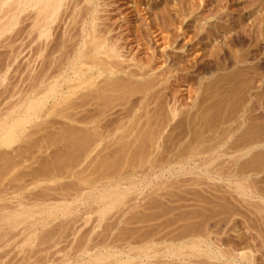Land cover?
<instances>
[{"label": "rangeland", "instance_id": "rangeland-1", "mask_svg": "<svg viewBox=\"0 0 264 264\" xmlns=\"http://www.w3.org/2000/svg\"><path fill=\"white\" fill-rule=\"evenodd\" d=\"M98 9L99 10L95 12L96 15L99 16L97 17V23H99L101 27L112 29L111 34L116 36L117 43L120 46L122 53L121 66L126 69V71L146 73V75L142 77H130L132 79H127L125 74L119 73V78L141 82L146 81L150 83V80H154V82H156V80L158 81L159 79L160 84L157 89H160V91L158 90L159 94L156 95L158 97H156V99L153 97V95L151 97V100L153 101L151 105L153 108L156 107L155 109L157 111L152 110L153 114H151L152 112L150 111V114L152 115L150 121L154 120L155 118V120H161L160 118L165 119L167 117V110L170 107L169 105H174L182 111L181 114L176 117V120L181 117L184 118L185 113L183 111H188L192 107L191 105L194 103L196 106L198 105L197 108L201 107V111L204 110L203 108L208 106L203 111L205 112L204 117L201 115L200 118H197L192 123H190L191 125L188 124L190 121L186 115L185 117L188 120L186 118L184 119L185 121L182 120V123H179L180 126L177 124L175 125L176 127H172V123L176 120L171 121L164 130L165 135H163L161 138V147L156 153L149 156L150 160L154 159L155 162L157 161L156 164H160L164 160L169 159V156L171 158H175L176 155L180 154L178 152L184 151L182 150L183 148L189 147V145L187 146L189 140H193L191 141L192 143L189 144H195L194 141H197L198 139V143L196 145L199 144V147H197L200 150L202 148L205 149L204 147L206 145L210 146L220 139L221 141L229 139V141L227 144H225V146L218 148V152L213 154L214 156L219 155V157L215 161L216 163L214 162L213 165L209 167L210 169L191 168V166L186 165L187 169L185 168L181 170L176 164L162 168L146 169L148 167L146 165V168L143 169L138 168L137 170H132L130 168H125L124 170L123 168V170H108L107 173V170L106 172L104 170V172H101V170H96L94 168V164H96L97 160L99 159L98 157L101 156L100 158H102L106 156L108 151L109 154L111 153L110 150L113 152L114 149L120 148L119 145L122 144L118 145L119 141H115L114 136V138L111 136V139L107 138L102 141L105 143L103 144L101 142L98 146L99 148L97 147L96 149L97 151L102 149L104 145L105 147L107 145L109 147H106V149L104 148L100 155H98L99 152H97L98 154H95L94 156H87L83 153L80 154L81 151L83 152L81 148L80 152H78L79 150L77 148V153L73 151L75 150V148H73L75 144L72 143H77V141L74 139L76 141L75 142L71 138L73 141L71 143L73 145V149H71L72 152L75 153L74 158L77 157L75 160H73L72 158L70 159V156H68V153H70L69 151L71 150V145L70 147H68V145L71 141H66V136H61V133L63 132V135H67L66 127H69L70 129V127L73 128L72 126H74L73 131H75V133H79V130H81L82 127L83 129L87 128L88 124L83 122L81 123L78 120L72 121L66 118L63 119V117L58 115H52L53 117H51V115L44 117L41 113L39 117H33L32 120L26 124L27 127L25 126L23 131L18 134V140L16 139L17 142H14L11 147H0V168L3 165V162L5 163V160L7 161L8 158L9 161L6 162L7 164L5 163L6 165L4 164L6 167L9 165L8 162H13L10 164L11 168L8 167L9 172L2 173V177L0 176V190H4V188H6L5 191L0 193V204H3L5 208L7 207L8 211H11V209L18 207V203L21 202V199L23 203L22 206L24 208H31L32 210L29 213L33 214V210H38V208H40L42 205L45 206L56 203H67L70 211L67 214H63L61 211H59L60 213L58 212L59 214L57 213L56 215L53 213L49 214L47 211L40 213L36 212L34 213V217L32 219V221L34 220L35 222H32L34 224H30L32 230L27 225L28 232L26 230L27 228L23 224L24 226L20 225L17 229L8 231L11 233H9L10 239H7L9 238L7 235V243L5 238V242L4 240H1L0 243V254L2 255V257L0 255V264H27L28 262V264H91L90 259L96 258L97 256L106 255L108 252L113 253L114 255L108 258L109 262L107 260L103 264H109L110 262L112 263V261L114 262L123 259L126 260L129 258L130 262L128 261L123 264H142L139 260L141 258L143 259L145 257V253L150 252L151 250H153V253L155 251V256L150 259H143L145 262H143V264H166L167 262H169V264H178L179 262V264H182L181 262L183 260L173 256L170 252L173 251V249H178V247L181 246L186 240L187 241L185 243L198 239L199 236L189 239H185V237H183V234L185 236V233L188 234L189 231H192L193 229H196L197 231H204L207 229L206 231H208L209 234L208 232H205L207 234H203V236H200L199 239L206 240L207 244L210 243L209 246L212 247L211 249L215 252L217 251L218 247L228 251L229 249L230 251L232 249L231 252L237 255V264H264V198H262L264 195L245 197L236 191L238 190L237 187L239 183L246 186V183L252 182L253 185L251 186L253 188L255 182L256 188L254 187L253 190L255 189L254 191L260 192L261 189L262 191L260 193L263 194L264 192V160H262L264 158V0H103L99 2ZM19 22H21V19L17 21L18 24H16L12 30L4 32L0 39V100H2L0 101V110L2 109V112H6L7 107L11 105L10 107L12 109L13 107L17 109L16 114L21 113L26 106V103L22 101L23 93L21 94L22 98H20V93L23 92L22 89L24 87L20 82L22 81L21 76L23 75V70L25 67L24 62L27 61L26 58H29L28 54L30 55L29 52L31 50V48L23 49V37L20 35L17 37L19 34L17 29L19 30L22 26V23ZM18 25L21 26L18 27ZM62 26H64V23L61 25V27ZM159 31L160 33L158 34ZM13 33H15V36ZM11 38H14L13 40H15V42ZM4 39H6V42ZM19 43L21 44L19 45ZM5 51H7L6 54ZM216 52L219 53V56L215 55ZM151 54L155 55V61L148 63L147 60ZM13 55L16 56L14 57ZM246 66L248 67L246 68ZM151 68L152 70H149ZM177 68H188L187 70L189 73L187 71L183 72L188 73V76H186L187 73H185L186 75L184 74V77H186L184 80L176 79L175 76H171L173 75L174 71L176 72L178 70ZM221 75L222 77H220ZM166 76L169 77V82L165 81ZM100 78L103 79V76ZM102 79L100 81H102ZM214 82L216 84H214ZM204 83H206L205 87ZM4 86L6 87L3 88ZM200 86L202 87L200 88ZM2 91H4V93ZM208 92L211 93L212 96L211 94H208ZM137 94L139 95L140 93H136L137 98H139L141 95L138 96ZM2 97L4 98L2 99ZM114 97L115 98L112 97L110 99L111 102H108V100H97V98L94 99V102H96V100L98 103L99 101H105V104L100 102L98 105L97 102L93 103L91 101L90 104L83 107H87L85 110H83V108H79L74 111H79L76 118L81 117L82 113L88 114V111L95 113V107L97 106L98 109L96 113H98V110L101 111L99 107H103L101 106L102 104L107 105L104 106V109L107 107L109 110L108 111L106 109V114L108 113V116L101 120L100 126L101 128H104L105 123L103 125V121L108 120V118H113V120L115 118L114 122H112L113 120L109 123L105 121L106 124H108L107 128L114 131L117 125V117V120L119 121V118L124 115L125 110L131 105H128L130 101L132 102L135 100L134 95L130 96L129 94H126V97L131 98V100L127 102V104L125 103L126 105H124V103L121 105L120 99L123 97L121 96L119 100L118 95ZM16 98L17 101L19 100L20 102L18 101L16 104H14L16 102ZM122 100H124V98ZM154 100L160 104L155 103ZM52 102L53 101H50L48 103V107H50V104L52 105ZM107 102L111 106L117 105L115 107L113 106L114 108H111V106L108 108L109 105ZM63 104L64 103H62V105ZM62 105H57V109L62 108ZM88 106L90 108H88ZM124 106H127V108L125 107V110ZM10 107L9 110H11ZM91 107L95 108L94 111ZM197 108L195 107L194 109H191V112L192 110H197ZM121 109L124 110V112ZM91 112H89V114H91ZM16 114L14 116H16ZM54 117L56 120L61 119V121H57L58 123H55V121H53V119H55ZM46 119L49 122H46ZM11 120L12 118L10 117V121ZM41 120L44 121L45 124L41 122ZM51 120L54 122V124ZM66 121H68L70 125H73L70 126ZM141 121L144 122V119ZM38 122L42 123L43 126ZM63 122H65L66 125H64L65 123ZM192 124L194 125L195 129H193ZM38 126L40 129L37 128ZM64 126L66 128L65 130L63 128ZM34 128H36V130ZM124 130H127V127L123 130H120V132ZM196 130H198L197 132L199 133H197V139L193 137V134L196 132ZM234 130L235 133H233ZM48 133L51 135H48ZM58 136L60 138L62 137L63 139H60L59 141ZM21 137L24 140L27 139V142L22 140ZM30 138L32 139L30 140ZM254 138H259L261 142L260 146L254 148L250 153L245 154V156H241L240 154L242 153L237 152L234 146L239 142L241 145L244 142H252L251 140ZM110 140L112 141L110 142ZM46 141L48 143H46ZM232 142H234V146ZM44 144L46 145L44 146ZM227 147H229V149ZM96 150L92 154L96 153ZM223 151L225 153L227 151L228 154H224ZM55 152H58V154L63 153V156L60 155L62 157L60 160H64V164L58 162L59 158L56 156L59 155H57ZM72 152L71 157L73 156ZM103 153H105V155H103ZM258 154L260 156H258ZM152 156L157 157L153 158ZM159 157L163 161L160 162ZM80 158L82 159L79 160ZM207 159L209 160L208 155L203 156V158H200V160L197 162L200 164L204 161H207ZM52 160L64 165H58L59 167L61 166L63 168L62 171L59 170L61 167L59 169L58 167L55 168L58 169V171L53 168L57 165L55 164L54 166L55 162L53 163ZM71 160L73 161L71 162ZM51 161L53 163L52 165ZM89 161L91 164H89ZM75 162L78 164L75 165ZM240 162L242 164H240ZM240 165H245L244 167L246 168H244V172L243 170L237 169V167ZM5 166L3 167L5 168ZM49 168L51 170L50 172L47 170ZM3 170H6V168ZM239 171H242L243 173ZM58 174L60 176H58ZM107 174H110V176L106 177ZM230 174L232 175L231 177H229ZM240 175L241 177L248 175V180L246 176H244L246 180L242 179L244 177L240 178ZM253 177L256 181L253 180ZM86 180H88V183ZM95 180L96 182L93 183ZM82 181H85V183ZM241 181L244 182L242 183ZM114 186H117L118 189L121 187L120 191L124 192L125 197L115 200V203L109 207L107 213L103 216L97 209L99 205L100 208L105 205L102 203H95L93 199L101 192L110 190L111 187L113 188ZM223 187L225 188L222 189ZM52 188L55 189V191ZM67 189H70L69 192H64L65 190L68 191ZM80 189L81 192L78 191ZM258 189L259 191H257ZM57 191L59 193H57ZM5 192L6 195L1 197L2 193ZM82 192H90L91 194L89 195L90 201L87 203L88 205L84 204L83 196L81 198H75L76 195L81 194ZM37 193H39V196ZM30 196L31 198H29ZM216 196L217 199H215ZM235 197L237 199H235ZM32 198L33 201H31ZM218 198H221L222 200H219ZM245 199L250 200L249 202L253 203L254 205H251V203L247 204ZM252 200L256 202H253ZM25 201L27 204H25ZM226 201L230 204H227ZM39 202L40 205H38ZM0 208H2V205ZM83 213L87 214L84 215ZM36 224L38 226H36ZM32 225H35L37 227L35 229L38 230H35ZM182 230H186V232ZM24 231L27 232L24 233ZM203 231L201 233H204ZM11 235L13 238H11ZM84 235L88 236L84 237ZM93 235L95 239H93ZM208 235L209 237H207ZM151 236L153 237V240ZM81 237L84 238L81 239ZM83 242L85 244H82ZM118 243L120 244L118 245ZM168 244L169 246H167ZM81 245L84 246L83 250L81 249ZM77 248L78 250H76ZM157 248H159V250ZM89 251L92 252L90 253ZM4 252L7 254L5 253V255ZM19 252L22 253V255ZM139 252L140 257H137ZM246 252H250L249 254L251 256L249 254L247 255ZM240 253H246L248 257L243 259L240 257ZM66 257L68 259H65ZM39 258L41 260H39ZM201 258L203 260H207L205 256H202ZM187 263V261L183 262V264ZM188 264H194V262H189ZM225 264L228 263L225 262Z\"/></svg>", "mask_w": 264, "mask_h": 264}, {"label": "bare ground", "instance_id": "bare-ground-1", "mask_svg": "<svg viewBox=\"0 0 264 264\" xmlns=\"http://www.w3.org/2000/svg\"><path fill=\"white\" fill-rule=\"evenodd\" d=\"M103 1V0H0V39L3 35L4 32L12 30L17 23V21L19 19H21L22 26L20 29L17 31H19V34L17 37L22 36L23 37V49H27V48H31L30 50V55L28 54L29 58H26L27 61L24 62L25 63V67L23 70V75L21 76L22 81L20 83H22L23 87V92L20 93V95L23 93V102L26 103V106L24 108V110L19 113H17V109H15V107H13V109L11 108V110H9V107H7V111L2 112L3 110H0V147L3 146H9L11 147V145L14 142H17V136L20 132L23 131V129L25 128L26 124L29 123L33 117H39L42 113V116L46 117V116H50L53 117L52 115H58L61 116L66 119H70L72 121L78 120L79 122H83L85 124H88L87 128L83 129V127L81 128V130H79V133H75V131H73L74 126L70 125L68 123V121H66L70 126H72L73 128L70 127H63L64 130H67V135H63V132L61 133V136H66L65 140L68 141L70 140V144L68 145V147H70V149L72 148V144H75L73 146V148H75V151L77 153L80 152V150L82 149L83 152L81 151V153H83L84 155L90 156V155H95L98 154L97 152H99L98 155H100V153H102V151L104 150V148L106 149V147H109L108 145L105 147H102V149H99L98 151L96 150L97 147L100 145V143L102 141H104L105 139H109L111 136L115 137V141L118 140V145L120 148L119 149H114L113 152L112 150H110L111 153L106 154V156L100 158L97 160L96 164H94V168L96 170H101V172L104 170L108 173V170H125V168H130L132 170H137L138 168H146L145 166L147 165L148 167L146 169H155V168H162L165 166H172L173 164H176L179 166V169L183 170L186 168V165L191 166V168H199V169H210L209 167L211 165H213V163L218 159L219 155L214 156L213 154L218 152L217 149L225 146V144L228 143V140L225 141H221V139L217 142H215L214 144L210 145V146H205V149H199V144L196 145L198 142V130H196V134L193 131V137L197 139V141H194L195 144H189L192 143L191 141L193 140H189V142L187 143V146L189 145V147L183 148L181 152H178L180 154L176 155L175 158H171L169 156V159L166 160H161L160 158V162L163 161L160 164H156L155 160L149 158V156H151L152 154L156 153L159 148L161 147V138L163 137L164 134V130L165 128L170 124L171 121H175L176 117L179 116L181 114V110L174 106V105H169L170 107L167 110V114H166V118L161 120H152L150 121V118L152 117L151 114H153L152 110H156L155 108L152 107V95L153 97H158L156 96L157 94H159L158 92L160 91V89H157V87L159 86V79L158 81L156 80V82H154V80H150V82H146V81H135V80H126L125 78H119V73H123L127 76V79H132L130 77H137V76H145L146 73H136V72H132V71H126V69H124L121 66V58H122V53H121V49L120 46L117 43V39L116 36L111 34L112 29L110 28H104L101 27L99 25V23H97V16L96 15V11H98V5L99 2ZM105 1V0H104ZM165 13V12H164ZM161 18V17H160ZM167 18V17H166ZM99 19V18H98ZM163 19V18H162ZM176 19V17H175ZM62 22V23H61ZM64 26L61 27V25ZM16 27V28H18ZM147 32V31H146ZM145 32V33H146ZM160 33V31L158 32V34ZM15 36V33H13ZM157 34V35H158ZM9 35V34H8ZM7 35V36H8ZM11 35V33H10ZM146 35V34H144ZM162 35V34H161ZM6 36V37H7ZM4 37V36H3ZM12 37V36H10ZM7 39V38H6ZM6 39L5 42H6ZM12 40L14 38H11ZM18 39V38H16ZM21 40V39H20ZM2 41V40H1ZM15 42V40H13ZM19 41V40H18ZM9 42V40H8ZM11 42V41H10ZM17 42V41H16ZM16 44V43H15ZM14 44V46L16 47V45ZM21 43H19L20 45ZM6 45V44H5ZM8 46V45H7ZM6 46V47H7ZM12 47V46H11ZM18 47V46H17ZM8 48V47H7ZM10 49V48H9ZM16 49V48H14ZM19 50V49H18ZM22 50V49H21ZM219 50V49H218ZM217 50V51H218ZM4 51V50H3ZM15 51V50H14ZM17 51V50H16ZM29 51V50H28ZM222 51V49H221ZM2 52V51H1ZM7 51H5L6 54ZM19 52V51H18ZM22 52V51H21ZM15 53V52H13ZM24 53V52H23ZM26 53V52H25ZM214 53V52H213ZM10 54V53H9ZM19 54V53H18ZM26 54V55H27ZM45 54V55H44ZM3 55V54H2ZM44 55V56H43ZM215 55L219 56V53L216 52ZM8 56V55H7ZM14 56V55H13ZM12 56V57H13ZM16 56V55H15ZM14 56V57H15ZM27 56V57H28ZM221 56V55H220ZM6 57V56H5ZM149 59L147 60L148 63L155 61V55L151 54L148 57ZM217 59V57H216ZM5 60V58H4ZM240 60V59H239ZM11 61V60H9ZM24 61V60H23ZM8 64V63H7ZM11 64V63H10ZM5 65V64H4ZM9 65V64H8ZM24 65V64H23ZM188 65V64H187ZM1 66V65H0ZM3 67V66H2ZM1 67V68H2ZM178 67V66H177ZM180 67V66H179ZM239 67V66H238ZM245 67V66H244ZM248 66H246L247 68ZM39 68V69H38ZM242 68V67H241ZM251 68V67H250ZM3 69V68H2ZM1 69V70H2ZM154 69V68H153ZM178 69V68H177ZM175 69V70H177ZM188 69V68H187ZM186 68H180L178 69L176 72H173V75L171 76H175L176 79H182L184 80V74L188 72ZM149 70H152L149 69ZM246 70V69H245ZM184 71H187L185 73H183ZM193 71V70H192ZM191 71V72H192ZM244 71V70H243ZM250 71V70H249ZM171 73V72H170ZM189 73V72H188ZM188 73L186 76H188ZM103 76V79L100 78ZM217 76V75H216ZM8 77V76H7ZM219 77V75H218ZM222 77V75L220 76ZM100 78V79H98ZM119 78V79H117ZM165 78V77H164ZM102 79V81H100ZM142 79H146V78H142ZM175 79V80H176ZM15 80V79H14ZM163 80V79H161ZM214 80V79H212ZM16 81V80H15ZM121 81V83H120ZM149 81V80H147ZM153 81V82H152ZM165 81L169 82V77L166 76ZM19 82V81H18ZM145 82V83H144ZM162 82V81H161ZM189 82V81H188ZM1 83V82H0ZM210 83V82H209ZM4 84V83H2ZM9 84V83H8ZM204 83V87H205ZM208 84V83H207ZM214 84H216L214 82ZM16 85V84H13ZM192 85V84H191ZM7 86V85H6ZM6 86H4L3 88H5ZM11 86V85H10ZM208 86V85H207ZM211 86V85H210ZM216 86V85H215ZM8 87V86H7ZM202 86H200L201 88ZM203 87V88H204ZM1 88V87H0ZM16 88V87H14ZM207 88V87H206ZM217 88V87H216ZM228 88V87H227ZM17 89V88H16ZM230 89V88H229ZM228 89V90H229ZM2 90V89H1ZM4 90V89H3ZM7 90V89H6ZM9 90V89H8ZM12 90V89H11ZM159 90V91H158ZM200 90V89H199ZM219 90V89H218ZM224 90V89H223ZM16 91V90H15ZM197 91V90H196ZM206 91V89H205ZM230 91V90H229ZM4 93V91H2ZM10 92V91H9ZM203 92V91H202ZM214 92V91H213ZM12 93V92H10ZM14 93V92H13ZM16 93V92H15ZM18 93V92H17ZM136 93H140L138 96H140L139 98H137ZM201 93V92H200ZM225 93V92H224ZM7 94V93H6ZM126 94H129L130 96L134 95V99L132 102L130 101L131 98L126 97ZM208 94H211L208 92ZM15 95V94H14ZM118 95V100L119 98H121V96L124 98V100L120 99L121 101V105L122 103H124V105L127 104V102L130 101V103L127 106H124V110L125 113L124 117L121 116V118H119L120 120L118 121V117L116 119L117 125L115 127V130L113 131L112 129H108L107 126L110 121L113 120V118H108V120L103 121V125L105 123L104 128H101L100 126V122L101 120L105 119L106 116H108L107 112V107L106 109H104V105L105 101L108 100V102L110 101V99L114 96ZM219 95V94H218ZM8 96V95H7ZM199 96V94H198ZM212 96V94H211ZM18 97V96H17ZM201 97V96H200ZM4 97H2L3 99ZM19 98V97H18ZM22 98V95L21 97ZM19 98V99H20ZM100 99V100H105L103 101H99L103 102L104 104H102L101 106L103 107H99V109L101 111L98 110V113H96L98 106L95 108H92L93 111L95 109V113H92L91 109H88L86 111L91 112V114H83L81 115V117H77V113L79 111L74 112L75 110L79 109V108H83L86 105L90 104V102L92 101L93 103L95 100L94 99ZM199 98V97H198ZM202 98V97H201ZM204 98V97H203ZM6 99V97H5ZM9 99V98H8ZM126 99V100H125ZM195 99V98H194ZM206 99V98H205ZM204 99V100H205ZM21 100V99H20ZM94 100V101H93ZM196 100H197V96H196ZM202 100V99H201ZM2 101V100H0ZM4 101V100H3ZM15 101V100H14ZM19 101V100H18ZM17 98H16V102L14 104H16L17 102ZM50 101L52 102V105L50 104L48 107V103ZM123 101V102H122ZM125 101V102H124ZM194 101V100H193ZM10 102V101H9ZM20 102V101H19ZM107 102V103H108ZM111 102V101H110ZM114 102V101H112ZM155 103H157L154 100ZM196 102V101H194ZM204 102V101H202ZM201 102V103H202ZM206 102V101H205ZM216 102V100H215ZM213 102V103H215ZM13 103V102H12ZM62 103H64L62 105ZM99 103L97 102V104L99 105ZM106 103V104H107ZM126 103V104H125ZM193 103V102H192ZM61 104L62 108L57 109V105ZM114 104V103H113ZM160 104V103H157ZM154 104V105H157ZM212 104V103H211ZM5 105V104H4ZM92 105V103H91ZM96 105V104H95ZM109 105V103H108ZM117 105V104H116ZM115 105V106H116ZM120 105V103H119ZM153 105V106H154ZM200 105V104H199ZM208 105V104H207ZM210 105V104H209ZM111 105H109L108 108H110ZM114 106V105H113ZM111 106V108L113 107ZM114 106V107H115ZM192 107L188 110V111H183L185 113V115L189 118V123H192L194 120H196L197 118H200L201 115L202 117H204L205 112H203L206 108H203L204 110L201 111V107L197 108L196 104L194 103L193 105H191ZM203 106V105H202ZM205 106V105H204ZM211 106V105H210ZM209 106V107H210ZM23 107V106H22ZM61 107V106H60ZM113 107V108H114ZM126 107V108H125ZM197 108V110L191 112V109ZM4 108V107H3ZM87 108V107H86ZM86 108H83V110H85ZM88 108H90L88 106ZM103 109V110H102ZM123 109V108H122ZM121 109V110H122ZM158 109V108H157ZM212 109V108H210ZM82 110V109H81ZM124 110H122L124 112ZM187 110V109H186ZM109 111V110H108ZM150 111L152 112L150 114ZM157 111V110H156ZM209 111V110H207ZM206 111V112H207ZM122 112V113H123ZM203 112V113H202ZM155 113V112H154ZM183 113V114H184ZM209 113V112H207ZM206 113V114H207ZM16 114V116H14ZM113 114V113H112ZM216 114V113H215ZM219 114V113H218ZM151 115V116H150ZM184 115V118H179L177 119L175 122L172 123V127H176L175 125H179L182 123V120H184L186 117ZM14 116V117H12ZM227 116V115H226ZM10 117L12 118V120L10 121ZM120 117V116H119ZM213 117V116H212ZM215 117V116H214ZM218 117V116H217ZM230 117V116H229ZM34 118V119H35ZM43 118V117H42ZM55 118V117H54ZM81 118V121H80ZM221 118V117H220ZM223 118V117H222ZM48 119V117H47ZM46 119V120H47ZM53 119V118H52ZM59 119V118H57ZM62 119V120H63ZM111 119V120H110ZM144 119V122H142L141 120ZM187 119V118H186ZM115 120V118H114ZM114 120L112 122H114ZM188 120V119H187ZM199 120V119H198ZM197 120V121H198ZM216 120V119H215ZM227 120V119H226ZM52 121V120H51ZM53 121H55V123H58L57 121H61L60 120H56L53 119ZM52 121V122H53ZM185 121V120H184ZM196 121V122H197ZM34 122V121H33ZM41 122H43L45 124L44 121L41 120ZM46 122H49L48 120ZM115 122V123H116ZM39 123V122H38ZM62 123V122H61ZM65 123V122H63ZM114 123V124H115ZM180 123V124H179ZM33 124V123H32ZM42 124V123H39ZM37 124V125H39ZM54 124V122H53ZM60 124V123H59ZM67 124V125H68ZM66 125V123L64 124ZM191 125V124H190ZM193 125V124H192ZM214 125V124H213ZM218 125V124H217ZM36 126V125H35ZM43 126V124H42ZM47 126V124H46ZM61 126V125H60ZM178 126V127H179ZM216 126V125H215ZM27 127V126H26ZM31 127V126H30ZM81 127V126H78ZM127 127V130L121 131ZM198 127V126H197ZM39 128V126L37 127ZM42 128V127H41ZM44 128V127H43ZM62 128V129H63ZM229 128V127H228ZM36 130V128H34ZM33 129V130H34ZM40 129V128H39ZM72 129V130H71ZM193 129L194 125H193ZM231 129V127H230ZM235 129V128H234ZM63 130V131H64ZM174 130V129H173ZM216 130V129H215ZM224 130V129H223ZM236 130V129H235ZM235 130L233 133H235ZM192 131V130H191ZM233 131V130H231ZM31 132V130H30ZM29 132V133H30ZM61 132V131H60ZM188 132V131H187ZM238 132V129H237ZM258 132V131H257ZM47 133V131H46ZM54 133V132H52ZM198 133V134H197ZM221 133V132H220ZM28 134V132H27ZM31 134V133H30ZM36 134V133H35ZM50 133H48L49 135ZM58 134V133H56ZM167 134V133H166ZM241 134V133H240ZM24 135V133H23ZM51 135V134H50ZM55 135V134H54ZM53 135V136H54ZM192 135V134H191ZM229 135V134H228ZM243 135V134H242ZM245 135V134H244ZM256 135V134H255ZM258 135V134H257ZM30 136V135H29ZM57 136V135H56ZM60 136V135H59ZM58 136V137H59ZM68 136V137H67ZM45 137V135H44ZM43 137V138H44ZM48 137V136H47ZM113 137V138H114ZM171 137V136H170ZM181 137V136H180ZM227 137V136H226ZM241 137V136H240ZM239 137V138H240ZM245 137V136H244ZM247 137V136H246ZM252 137V136H251ZM256 137V136H255ZM36 138V137H35ZM40 138V137H39ZM38 138V139H39ZM54 138V137H53ZM68 138V139H67ZM71 138L73 139V141H77V143H74ZM112 138V139H113ZM168 138V137H167ZM220 138V137H219ZM260 138V137H259ZM258 139H253L251 140L252 142H244L242 143V145L239 143H237L236 141V145L234 146V142H232L233 146L236 148L237 152H241L242 154H240L241 156H245V154L250 153L254 148L259 147L261 142ZM22 139V137H21ZM32 138H30L31 140ZM57 139V138H56ZM60 139L62 140L63 138L59 137V141ZM75 139V140H74ZM111 139V138H110ZM183 139V138H182ZM192 139V138H191ZM206 139V138H205ZM210 139V138H209ZM214 139V138H213ZM238 139V137H237ZM243 139V138H242ZM248 139V138H247ZM18 140V139H17ZM24 140V139H22ZM20 140V141H22ZM29 140V141H30ZM46 140V139H45ZM180 140V139H179ZM195 140V139H194ZM212 140V139H211ZM24 141L27 142V139H25ZM75 141V142H76ZM79 141V142H78ZM109 141V140H107ZM112 140H110L111 142ZM113 141V142H115ZM247 141V140H246ZM50 142V141H49ZM73 142V143H72ZM112 142V143H113ZM200 142V140H199ZM203 142V141H202ZM32 143V142H31ZM36 143V141H35ZM46 143H48L46 141ZM72 143V144H71ZM103 143V142H102ZM105 143V142H104ZM103 143V144H104ZM231 143V142H230ZM21 144V143H19ZM33 144V143H32ZM114 144V143H113ZM117 144V143H116ZM115 144V145H116ZM165 144V143H164ZM253 144V145H251ZM46 144H44L45 146ZM112 145V144H111ZM110 145V146H111ZM184 145V144H183ZM186 145V144H185ZM196 145V146H193ZM209 145V144H208ZM231 145V144H230ZM20 146V145H19ZM23 146V145H22ZM50 146V145H48ZM103 146V145H102ZM118 146V147H119ZM198 146V147H197ZM34 147V145H33ZM67 147V145H66ZM79 147V148H78ZM232 147V145H231ZM22 148V147H21ZM30 148V147H29ZM32 148V147H31ZM45 148V147H44ZM72 148V149H73ZM78 150H77V149ZM81 148V149H80ZM99 148V147H98ZM101 148V146H100ZM115 148V147H114ZM181 148V147H180ZM229 149V147H227ZM1 149V148H0ZM15 149V148H13ZM17 149V148H16ZM26 149V148H25ZM72 149L69 151L70 153H68L70 156V159L72 158L73 160H75L76 158H74L75 153L72 152ZM108 149V148H107ZM168 149V148H167ZM231 149V148H230ZM21 150V149H19ZM31 150V149H29ZM36 150V149H35ZM42 150V149H41ZM77 150V151H76ZM96 150V153L92 154L94 151ZM181 150V149H180ZM226 150V149H225ZM2 151V150H1ZM5 151V150H4ZM15 151V150H14ZM230 151V150H229ZM228 151V152H229ZM235 151V149H234ZM59 152V150H58ZM58 152L56 153L57 155H62V154H58ZM71 152L73 153L72 157H71ZM236 152V151H235ZM234 152V153H235ZM5 153V152H4ZM17 153V152H16ZM61 153V151H60ZM224 154L226 153L223 151ZM222 153V154H223ZM255 153V152H254ZM54 154V153H53ZM79 154V153H78ZM79 154V155H80ZM82 154V155H83ZM169 154V153H168ZM228 154V153H227ZM261 154V153H260ZM4 155V154H3ZM6 155V154H5ZM81 155V156H82ZM83 155V156H84ZM97 155V156H98ZM103 155H105V153H103ZM209 156V160L207 159V161H204L203 163L198 164V160H200V158H203V156ZM239 155V153H238ZM252 155V154H251ZM255 155V154H254ZM9 156V155H8ZM56 156L58 157L59 161L63 163V161L60 160V158H62L61 156ZM63 156V155H62ZM80 156V157H81ZM161 156V155H160ZM164 156V155H163ZM162 156V157H163ZM237 156V155H236ZM258 156H260L258 154ZM7 157V156H6ZM79 157V156H78ZM92 157V156H91ZM153 158L157 157V156H152ZM257 157V156H256ZM262 157V156H261ZM260 157V158H261ZM5 158V156H4ZM3 158V160H4ZM12 158V157H11ZM53 158V157H51ZM54 158V159H55ZM9 159V158H8ZM7 159V161H9ZM82 158H80L79 160H81ZM158 159V158H157ZM236 159V158H235ZM256 159V158H255ZM254 159V162H255ZM71 160V162L73 161ZM234 160V159H233ZM258 160V159H256ZM264 160V158L262 159ZM5 160V163L7 162ZM53 163L55 162V160H52ZM51 161V165L53 164ZM203 161V160H202ZM12 162V161H11ZM11 162L8 164L10 165ZM70 162V161H69ZM77 162V161H76ZM75 165L79 163H76ZM90 162V161H89ZM88 162V163H89ZM93 162V160H92ZM246 162V161H245ZM257 162V161H256ZM261 162V161H260ZM3 162V165L1 166V168L3 166H5V164ZM13 163V162H12ZM84 163V162H83ZM216 163V162H215ZM253 163V162H252ZM5 164V165H4ZM55 164L57 166H55ZM64 164V163H63ZM86 164V163H85ZM91 164V162L89 163ZM222 164V163H221ZM240 164H242L240 162ZM245 164V163H243ZM249 164V163H248ZM247 164V165H248ZM254 164V163H253ZM263 164V163H262ZM7 165V167L5 166L6 170L4 167L0 170V176L2 173L5 172H9V168H11V165L9 166ZM58 165H61L60 163L55 162L53 167L54 169L56 167H58V169L60 167ZM74 165V164H73ZM215 165V164H214ZM257 165V164H256ZM68 166V165H67ZM85 166V165H84ZM87 166V165H86ZM89 166V165H88ZM223 166V165H222ZM236 166V165H235ZM245 166V165H244ZM244 166H238L237 169L238 170H243L244 172ZM250 166V165H249ZM252 166V165H251ZM75 167V166H74ZM214 167V166H213ZM212 167V168H213ZM219 167V166H217ZM260 167V166H259ZM82 168V167H81ZM85 168V167H84ZM93 168V167H92ZM175 168V167H174ZM243 168V169H241ZM249 168V167H247ZM52 169V168H51ZM58 169H55L58 171ZM62 167L59 169L62 171ZM187 169V168H186ZM226 169V167H225ZM224 169V170H225ZM228 169V168H227ZM232 169V168H231ZM259 169V168H258ZM48 172H50V168L47 169ZM198 170V169H197ZM216 170V169H215ZM261 170V169H259ZM66 171V170H65ZM103 171V172H104ZM129 171V170H128ZM202 171V170H201ZM229 171V170H228ZM246 171V170H245ZM47 172V171H46ZM112 172V171H111ZM110 172V173H111ZM116 172V171H115ZM120 172V171H119ZM124 172V171H123ZM122 172V173H123ZM126 172V171H125ZM241 173H243L242 171H239ZM238 172V173H239ZM262 172V171H261ZM44 173V172H42ZM58 173V172H57ZM62 173V172H61ZM70 173V172H69ZM99 173V172H98ZM114 173V172H113ZM230 173V172H228ZM41 174V173H40ZM74 174V173H73ZM76 174V172H75ZM100 174V173H99ZM103 174V173H102ZM106 174V173H105ZM117 174V172H116ZM218 174V172H217ZM221 174V173H220ZM240 174V173H239ZM257 174V173H256ZM3 175V174H2ZM7 175V174H6ZM78 175V173H77ZM238 175V174H237ZM242 175V174H241ZM240 178L246 176H242ZM250 175V174H248ZM247 175V176H248ZM48 176V175H47ZM58 176H60L58 174ZM66 176V175H65ZM107 176H110V174H107ZM114 176V175H113ZM232 175L230 174L229 177H231ZM246 176L247 180L248 177ZM2 177V176H1ZM5 177V176H4ZM103 177V175H102ZM255 177V176H254ZM253 177V180H254ZM44 178V177H43ZM115 178V177H113ZM228 178V177H227ZM246 178H242L244 180H246ZM250 178V177H249ZM256 178V177H255ZM1 179V178H0ZM17 179V178H16ZM42 179V178H41ZM107 179V178H106ZM241 179V180H242ZM257 179V178H256ZM97 180V179H96ZM96 180L93 182L95 183ZM99 180V179H98ZM252 180V179H251ZM1 181V180H0ZM40 181V179H39ZM256 181V180H254ZM37 182V181H36ZM83 182V181H82ZM86 182L88 183V180H86ZM242 182V181H241ZM244 182V181H243ZM242 182V183H243ZM85 183V181L83 182ZM86 183V184H87ZM252 183V182H251ZM246 183L247 185H241L239 183L236 191H238V193L242 196L245 197H254V196H262L264 195L260 193L262 190L260 189V192H256L253 190V188L255 187V182H254V186L252 188L251 185H253V183ZM63 184V183H62ZM80 184V183H79ZM97 184V183H96ZM110 184V183H109ZM132 184V183H131ZM218 184V183H217ZM238 184V183H237ZM1 185V184H0ZM12 185V184H11ZM65 185V184H63ZM70 185V184H69ZM104 185V184H103ZM115 185V184H114ZM119 185V184H117ZM82 186V184H81ZM218 186V185H217ZM223 186V185H222ZM3 187V186H2ZM7 187V186H6ZM11 187V186H9ZM71 187V185H70ZM73 187V186H72ZM83 187V186H82ZM136 187V186H135ZM264 187V186H263ZM1 188V187H0ZM8 188V187H7ZM18 188V187H16ZM22 188V187H21ZM20 188V189H21ZM24 188V186H23ZM22 188V189H23ZM49 188V187H48ZM51 188V187H50ZM60 188V187H59ZM58 188V189H59ZM63 188V187H62ZM68 188V187H67ZM74 188V187H73ZM120 188L118 189L117 186H114L113 188L111 187L110 190L101 192L99 195H97L93 201H95V203H102L103 206L102 208H100L98 206V211L104 216L107 213V210L109 209V207L115 203V200H119L124 198V192L120 191ZM131 188V186H130ZM213 188V186H212ZM211 188V189H212ZM225 187H223L222 189H224ZM256 188V187H255ZM259 188V187H257ZM6 188L1 189L0 193L2 191H5ZM21 189V190H22ZM53 189V188H52ZM66 189V188H64ZM72 189V188H71ZM78 189V187H77ZM123 189V188H122ZM12 190V189H11ZM55 191V189H53ZM68 190V189H67ZM70 190V189H69ZM68 191H64V192H69ZM83 190V189H82ZM18 191V190H17ZM20 191V190H19ZM81 192V189L78 190ZM88 191V190H87ZM214 191V190H213ZM211 191V192H213ZM259 191V189L257 190ZM8 192V191H6ZM5 193H2V196L6 195ZM10 192V191H9ZM71 192V191H70ZM74 192V191H73ZM43 193V192H42ZM57 193H59L57 191ZM56 193V194H57ZM77 193V192H76ZM128 193V192H127ZM10 194V193H9ZM34 194V193H33ZM39 196V193H37ZM47 194V192H46ZM49 194V193H48ZM53 194V193H52ZM63 194V192H62ZM98 194V193H97ZM30 195V194H29ZM43 195V194H42ZM59 195V194H57ZM89 195L90 192H82L81 194H78L75 196V198H81L83 196L84 199V204L88 205L87 203H89L90 199H89ZM212 195V194H211ZM215 195V194H214ZM221 195V194H220ZM224 195V194H223ZM37 196V197H38ZM228 196V195H227ZM235 196V195H234ZM9 197V196H8ZM24 197V196H23ZM22 197V198H23ZM49 197V195H48ZM47 197V198H48ZM56 197V196H55ZM130 197V195H129ZM220 197V196H219ZM225 197V196H224ZM233 197V196H232ZM7 198V197H6ZM26 198V197H25ZM31 198V196L29 197ZM51 198V197H50ZM53 198V197H52ZM66 198V197H65ZM69 198V197H67ZM74 198V197H73ZM227 198V197H226ZM230 198V197H229ZM264 198V197H262ZM36 199V197H35ZM38 199V198H37ZM58 199V198H57ZM132 199V198H131ZM215 199H217V196L215 197ZM214 199V200H215ZM219 199V198H218ZM228 199V198H227ZM235 199H237L235 197ZM24 200V199H23ZM30 200V199H29ZM28 200V201H29ZM49 200V199H48ZM51 200V199H50ZM128 200V199H127ZM204 200V199H203ZM206 200V198H205ZM219 200H222L221 198ZM218 200V201H219ZM230 200V199H229ZM246 200V199H245ZM21 202L18 203V207L15 209H11V211L7 209V207L5 208V206H3V204H0V206L2 205V208H0L1 212H0V243L1 240L3 241L4 238L6 240L7 243V239H10L9 233L8 231H11L12 229H17L20 225L24 226L27 228V225L29 226V228L31 229L30 224H34L32 222H35L34 220L32 221L33 217H34V213L36 212H43V211H47L49 214H57L59 211H61L63 214H67L69 213L70 209L68 207L67 203H56V204H52V205H45V206H40V208H38V210H33V214H30L29 212H31V208H24L22 205V200L20 199ZM33 201V198L32 200ZM47 201V200H46ZM250 200H246L245 202L248 204H250L251 202H249ZM253 201V200H252ZM42 202V199H41ZM222 202V201H221ZM225 202V200H224ZM236 202V201H235ZM256 202V201H253ZM8 203V202H7ZM92 203V202H91ZM94 203V202H93ZM126 203V202H125ZM227 203V201H226ZM245 203V205H246ZM260 203V202H259ZM5 204V203H4ZM11 204V203H10ZM9 204V205H10ZM25 204L26 201H25ZM31 204V203H30ZM42 204V203H41ZM48 204V203H46ZM50 204V203H49ZM118 204V203H117ZM230 204V203H227ZM233 204V203H232ZM231 204V205H232ZM242 204V203H241ZM12 205V204H11ZM40 205V202L39 204ZM217 205V203H216ZM226 205V204H225ZM224 205V206H225ZM237 205V204H236ZM251 205H254L253 203H251ZM256 205V204H255ZM261 205V204H260ZM14 206V205H13ZM26 206V205H24ZM116 206V205H115ZM221 206V205H220ZM4 207V208H3ZM12 207V206H9ZM31 207V206H30ZM84 207V206H83ZM96 207V205H95ZM257 207V206H256ZM260 207V206H259ZM263 207V206H262ZM14 208V207H13ZM92 208V207H91ZM90 208V209H91ZM94 208V207H93ZM100 208V209H99ZM223 208V207H222ZM246 208V207H245ZM264 208V207H263ZM258 209V208H257ZM88 210V209H87ZM93 210V209H92ZM226 210V208H225ZM231 210V207H230ZM235 210V209H234ZM249 210V208H248ZM260 210V209H259ZM237 211V210H236ZM244 211V210H243ZM258 211V210H257ZM86 212V211H84ZM89 212V210H88ZM217 212V211H216ZM225 212V211H224ZM235 212V211H234ZM238 212V211H237ZM242 212V211H241ZM246 212V210H245ZM262 212V211H261ZM60 213V212H59ZM58 213V214H59ZM260 213V212H259ZM84 214V213H83ZM87 214V213H86ZM84 214V215H86ZM228 214V213H225ZM235 214V213H234ZM257 214V213H256ZM233 215V213H232ZM262 215V213H261ZM44 217V216H43ZM202 217V216H200ZM204 217V215H203ZM48 218V216H47ZM79 218V217H78ZM206 218V216H205ZM45 219V218H44ZM42 220V219H41ZM202 220V219H201ZM204 220V219H203ZM206 220V219H205ZM223 220V219H222ZM37 221V220H36ZM46 221V219H45ZM221 221V220H220ZM76 222V220H75ZM205 222V221H204ZM235 222V221H234ZM37 223V222H36ZM217 223V222H216ZM219 223V222H218ZM228 223V222H227ZM24 224V225H23ZM43 224V223H42ZM201 224V223H200ZM225 224V223H224ZM223 224V225H224ZM233 224V223H232ZM70 225V224H69ZM195 225V224H194ZM198 225V224H197ZM231 225V224H230ZM33 226V225H32ZM36 226H38L36 224ZM35 225L33 226L34 229L37 228ZM71 226V225H70ZM208 226V225H207ZM229 226V225H228ZM110 227V225H109ZM194 227V226H193ZM204 227V226H203ZM234 227V226H233ZM236 227V226H235ZM113 228V227H112ZM185 228V227H183ZM188 228V227H187ZM207 228V227H206ZM211 228V227H210ZM222 228V227H221ZM10 229V230H8ZM204 229V228H202ZM25 230V228H24ZM28 231V228L26 229ZM32 230V229H31ZM38 230V229H35ZM188 230V229H187ZM196 230V229H195ZM194 229L191 232L189 231V233H185V236L183 234V237H185V239H189L192 237H197L199 236H203V234H207L205 232L207 229H205L203 232L200 230H196ZM216 230V229H215ZM230 230V229H229ZM232 230V229H231ZM13 231V230H12ZM16 231V230H14ZM19 231V230H18ZM27 231H24L27 232ZM34 231V230H33ZM184 231V230H182ZM212 231V230H211ZM29 232V231H28ZM90 232V231H89ZM106 232V231H105ZM186 232V230L184 231ZM8 233V234H7ZM18 233V232H17ZM37 233V232H36ZM95 233V232H94ZM182 233V232H181ZM215 233V232H214ZM11 234V233H10ZM88 234V233H87ZM103 234V233H102ZM107 234V233H106ZM209 234V232H208ZM9 236V238L6 239V236ZM16 235V234H15ZM35 235V234H34ZM7 236V237H8ZM14 236V234H13ZM13 236L11 235V238H13ZM28 236V235H27ZM44 236V235H43ZM49 236V235H48ZM87 237L88 235H84V237ZM103 236V235H102ZM178 236V235H177ZM206 236V235H205ZM204 236V237H205ZM222 236V235H221ZM83 237V238H84ZM107 237V236H105ZM152 237V236H151ZM180 237V236H179ZM209 237V235L207 236ZM44 238V237H43ZM47 238V235H46ZM50 238V236H49ZM81 237V239H83ZM176 238V237H175ZM195 239L193 241L184 243L178 247V249L176 248V250L173 249V251H171L170 253L173 256H176L178 258H181L183 261L181 262L183 264V262L187 261L189 262H194V264H225V262H227L228 264H237L238 259H237V255L234 254L231 249L226 250V249H222L220 247H218L217 251H213L209 246V244H207L206 240L204 239ZM223 238V237H222ZM17 239V238H16ZM32 239V238H30ZM39 239V238H38ZM93 239L94 235H93ZM115 239V238H114ZM168 239V238H167ZM172 239V238H171ZM181 239V237H180ZM4 240V242H5ZM46 240V239H44ZM50 240V239H48ZM105 240V239H104ZM153 240V237H152ZM155 240V239H154ZM19 241V240H18ZM81 241V240H79ZM84 241V240H83ZM95 241V240H94ZM103 241V240H102ZM112 241V240H110ZM150 241V240H149ZM230 241V240H229ZM13 242V241H12ZM82 242V241H81ZM5 243V244H6ZM37 243V242H36ZM97 243V242H95ZM101 243V242H100ZM172 243V242H171ZM213 243V242H212ZM3 244V243H2ZM82 244H85L84 242ZM90 244V243H89ZM92 244V243H91ZM120 243H118L119 245ZM128 244V243H127ZM173 244V243H172ZM205 244V245H204ZM14 245V244H13ZM77 245V244H76ZM87 245V244H86ZM124 245V244H122ZM143 245V244H142ZM146 245V244H145ZM171 245V244H170ZM174 245V244H173ZM236 245V244H235ZM3 246V245H2ZM8 246V245H7ZM82 246V245H81ZM80 246V247H81ZM95 246V245H93ZM97 246V245H96ZM113 246V245H112ZM111 246V247H112ZM117 246V245H116ZM140 246V245H139ZM149 246V245H148ZM169 246V244L167 245ZM209 246V247H208ZM13 247V246H12ZM78 247V246H77ZM79 247V248H80ZM90 247V246H89ZM88 247V248H89ZM92 247V245H91ZM159 247V246H158ZM11 248V247H10ZM8 248V249H10ZM93 248V247H92ZM141 248V247H140ZM160 248V247H159ZM159 248H157L159 250ZM169 248V247H168ZM7 249V250H8ZM13 249V248H12ZM81 249H84V246L81 247ZM152 249V248H151ZM162 249V247H161ZM24 250V249H23ZM78 250V248L76 249ZM168 250V249H167ZM19 251V250H18ZM129 251V250H128ZM143 251V250H142ZM150 251V249H149ZM153 250H151L150 252H146L145 250V257L143 259H150L152 257L155 256V251L154 253L152 252ZM165 251V250H164ZM22 252V251H21ZM74 252V251H72ZM77 252V251H76ZM90 252V251H89ZM92 252V251H91ZM90 252V253H91ZM152 252V253H151ZM159 252V251H158ZM166 252V251H165ZM6 252H4L5 254ZM18 253V252H17ZM20 253V252H19ZM38 253V252H37ZM115 253V252H114ZM119 253V252H118ZM142 253V252H141ZM169 253V252H168ZM247 253V252H246ZM240 253V257L241 258H245L248 257L247 255L250 253ZM7 254V253H6ZM5 254V255H6ZM22 255V253H20ZM83 254V253H82ZM89 254V253H88ZM96 254V253H95ZM125 254V253H124ZM123 254V255H124ZM159 254V253H158ZM1 255V254H0ZM37 255V254H36ZM113 253H106V255H102V256H97L96 258H92L90 259L91 264H103L105 261L108 260L109 257L113 256ZM143 255V254H142ZM250 255V254H249ZM67 256V255H66ZM85 256V255H84ZM83 256V257H84ZM205 256L207 258V260H203L201 257ZM251 256V255H250ZM2 257V255H1ZM0 257V258H1ZM14 257V256H13ZM16 257V256H15ZM25 257V256H24ZM71 257V256H70ZM140 257V252L138 253V256ZM156 258V257H155ZM251 258V257H249ZM15 259V258H13ZM20 259V258H19ZM27 259V258H26ZM65 259H68L67 257ZM139 259V258H138ZM142 259V258H141ZM139 260L142 264L144 262V260ZM171 259V258H170ZM177 259V258H176ZM12 260V259H11ZM17 260V259H16ZM25 260V259H24ZM39 260H41L39 258ZM118 260V258H117ZM130 260L126 259V260H118V261H112V263L110 262L109 264H123L125 262H128ZM175 260V259H173ZM251 260V259H250ZM15 261V260H14ZM13 261V262H14ZM29 261V260H28ZM27 261V262H28ZM85 261V258H84ZM89 261V259H88ZM111 261V260H110ZM147 261V260H146ZM150 261V260H149ZM156 261V260H155ZM160 261V258H159ZM168 261V260H167ZM24 262V261H23ZM36 262V261H35ZM38 262V261H37ZM55 262V261H54ZM83 262V261H82ZM109 262V260H108ZM130 262V261H129ZM162 262V260H161ZM165 262V261H164ZM179 262V261H178ZM29 263V262H28ZM27 263V264H28ZM39 263V262H38ZM85 263V262H84ZM145 263V262H144ZM151 263V262H150ZM180 263V262H179ZM178 263V264H179ZM187 263V264H188ZM248 263V262H247ZM252 263V262H251ZM16 264V263H15ZM31 264V263H30ZM53 264V263H52ZM55 264V263H54ZM82 264V263H81ZM166 264H169V262H167ZM172 264V263H171ZM176 264V263H175Z\"/></svg>", "mask_w": 264, "mask_h": 264}]
</instances>
